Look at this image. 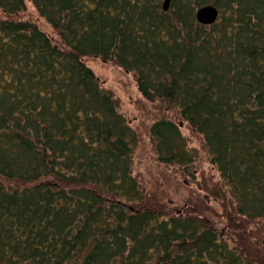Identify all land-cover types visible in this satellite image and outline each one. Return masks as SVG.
<instances>
[{
    "label": "trees",
    "instance_id": "obj_1",
    "mask_svg": "<svg viewBox=\"0 0 264 264\" xmlns=\"http://www.w3.org/2000/svg\"><path fill=\"white\" fill-rule=\"evenodd\" d=\"M164 3L0 0V264H264L234 233L264 219V0ZM93 57L202 134L230 208L174 209L142 187L137 132ZM151 134L160 163L192 164L173 118Z\"/></svg>",
    "mask_w": 264,
    "mask_h": 264
},
{
    "label": "rangeland",
    "instance_id": "obj_2",
    "mask_svg": "<svg viewBox=\"0 0 264 264\" xmlns=\"http://www.w3.org/2000/svg\"><path fill=\"white\" fill-rule=\"evenodd\" d=\"M102 84L113 91L119 110L126 116L137 132L138 144L134 151V174L142 187L152 196L169 203L170 208L184 209L189 202L196 205L201 213L211 215L207 204L222 213L231 204L225 180L217 165L212 161L211 153L201 133L194 130L173 108L160 100L145 98L138 88L136 75L111 60L98 57L88 59ZM171 117L180 124L183 136L194 153L192 164L178 165L160 163L157 160L154 138L151 134L152 124L162 118ZM191 204V203H190ZM230 206V207H229ZM221 233L225 231L226 222L213 214ZM245 230L236 228L237 236L248 237L251 248L264 252V219L245 220Z\"/></svg>",
    "mask_w": 264,
    "mask_h": 264
},
{
    "label": "water",
    "instance_id": "obj_3",
    "mask_svg": "<svg viewBox=\"0 0 264 264\" xmlns=\"http://www.w3.org/2000/svg\"><path fill=\"white\" fill-rule=\"evenodd\" d=\"M170 0H165L164 7L168 8ZM219 15L217 7L214 5H205L197 10V17L201 22L211 23L214 22Z\"/></svg>",
    "mask_w": 264,
    "mask_h": 264
}]
</instances>
